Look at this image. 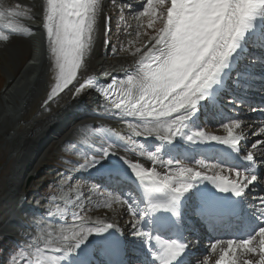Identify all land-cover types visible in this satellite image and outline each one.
<instances>
[{"label": "snow or ice", "instance_id": "snow-or-ice-1", "mask_svg": "<svg viewBox=\"0 0 264 264\" xmlns=\"http://www.w3.org/2000/svg\"><path fill=\"white\" fill-rule=\"evenodd\" d=\"M18 14L0 10V21ZM140 15L150 17L149 27L156 21L162 27L149 38L143 51L136 50L140 54L138 70L126 81L119 82V92L112 101L115 108L128 116L145 118L144 131L151 135L153 129L147 125L152 124L156 132L163 131L160 139L169 144L179 136L194 144L210 140L239 151L244 137L233 133L234 129L240 128L239 121L224 124L227 137L206 136L203 131L189 127L188 121L200 104L212 95L213 89L220 85L224 71L233 63L238 50L245 47L248 37L251 36L253 42L259 40L264 44V0H170V3L169 0H147ZM110 20L103 15L101 0H46L42 27L57 71L48 100H53L65 90L75 99L93 87V80L85 79L88 54L97 35L111 31ZM8 27L12 29L11 24ZM9 38V35L0 34V41L7 42ZM103 43L108 46L109 41L104 39ZM116 87L114 80L107 90L103 86L97 90L103 91L107 97L109 92H115ZM188 129H192L191 134ZM256 134H264V128ZM136 135H141V132L137 131ZM112 147L101 148L99 155L80 167L93 168L109 155H115L110 150ZM251 147L257 151L264 148V139L252 143ZM242 159L249 162L250 167L246 171L229 169L236 177L231 181L222 180L219 175L202 176L200 171L187 166H177L163 178L155 170L142 169L138 164H130L129 167L142 183L147 181V211L165 209L173 210L175 214L174 205L196 180L210 181L219 191L230 192L235 197L244 196L258 178L253 166L256 162L253 153L244 154ZM124 163L128 162L125 160ZM199 163L205 167L203 161ZM251 207L261 226L245 239L212 243L213 253L221 244L227 245L219 247L215 264H241V261L242 264H264V196L258 197ZM129 211L137 216L133 208L130 207ZM75 218L79 219L78 216ZM113 227L110 223L99 227L81 224V231L74 232L71 237L65 236L64 246L54 251L67 257L90 235L101 234ZM132 229L137 237L155 239L160 252L154 258L161 264H173L186 247L174 240L150 237L135 224ZM245 256L255 258L244 259ZM204 264H208L207 259Z\"/></svg>", "mask_w": 264, "mask_h": 264}, {"label": "bare ground", "instance_id": "bare-ground-1", "mask_svg": "<svg viewBox=\"0 0 264 264\" xmlns=\"http://www.w3.org/2000/svg\"><path fill=\"white\" fill-rule=\"evenodd\" d=\"M0 1L9 5V8L6 9L0 6L2 10L6 12H18L19 14L17 16L26 15V12H31L28 16L30 23H27L33 33V39L36 40L33 57L27 60L25 66L21 68L17 76H13L12 70H7L9 67L6 68L7 73L10 75L9 79H11V82L9 86L6 87L7 92H4L5 96L1 97L2 99L0 101V146L5 147V150L8 152L6 157H10L9 160H12V163L8 172L6 173L2 185L3 192L1 196L2 200H0V202L3 203L5 200L7 201L8 198H10L12 201L13 199L11 198L18 194L25 179L30 173H34L36 167L40 166L41 162H43V156L45 157V155L49 152L47 149L49 144L51 142L53 143V141L58 142L64 137L65 132L68 129H66V124L69 122L71 124L74 121L75 125L79 123H82L81 126L88 125L89 120L84 121L87 119L84 117V115L88 113L92 114L93 108L101 111L96 117L114 116L115 114H119L120 111L103 105L97 100V98H95L93 94L87 92L82 94L80 97L73 99L71 94L66 91L65 93L61 94V96L43 106L44 102H46L48 99L50 89L55 83V77L57 75L55 59L52 55L50 47L48 46L46 33L42 27L43 10L46 0ZM101 2L104 7V1L101 0ZM12 7L16 8V10L11 9ZM18 18L20 17H13L11 21L2 20L0 22H13L16 26L23 27L24 24H22ZM3 34L9 35L6 33ZM2 42L4 44L8 43V41ZM148 43L149 40L146 44ZM103 47V38L102 36L97 35L95 44L91 52L88 54V73L94 72L95 70L97 71V68L101 67L102 65H108L102 61L100 62ZM144 47L145 46H141L138 49L143 51ZM135 53L136 54L134 56L132 55L127 59L117 60L118 62L116 67L127 66L136 62L140 58V54L137 53V51ZM17 66L18 65H16V67ZM13 72H16V68ZM18 76L19 78L17 79ZM261 128L264 127L260 125L248 126L245 129V133L250 131H253V133H259ZM242 130H244V128L240 127L239 129H234L233 132H237L241 135L240 132ZM75 133L76 131H72L68 136H72ZM262 139H264V134L257 135V141ZM263 151L264 148H261L259 151L255 150L254 152L256 156H261ZM114 153L115 155L111 156L113 158H117L118 161H121V159L117 156V153L115 151ZM129 158L130 157H126V159ZM130 164L131 161L125 163L124 165L130 168ZM120 166H122V164H120ZM15 203L17 205L19 200ZM102 205L103 204H99L100 207ZM10 209L11 208H8L6 211ZM21 209L25 210L26 206L20 205L19 209H12L15 211L10 210L11 212L9 213V221L8 223H4L5 221L3 222V226L5 225V227L4 229L2 228L0 232L10 234L14 233V231L18 232V230L19 233L24 231L25 235L33 238L32 241L38 247L48 248V244L37 237V234L32 231L20 229L18 227L12 229V232L8 231L11 230L13 223H16L17 219L19 218V215L22 211ZM120 209L122 208L119 206H113V208L108 209L111 211L107 217L90 219L89 222L91 224H84V226L99 227L103 224L112 223L113 217L111 216L117 213ZM120 225V232H125L130 229L133 224L132 221L129 220L127 223H121ZM79 231H81L80 226L78 229H73L71 234L73 235L74 232ZM55 238L58 243L57 246L63 247L65 241L59 237Z\"/></svg>", "mask_w": 264, "mask_h": 264}, {"label": "rangeland", "instance_id": "rangeland-1", "mask_svg": "<svg viewBox=\"0 0 264 264\" xmlns=\"http://www.w3.org/2000/svg\"><path fill=\"white\" fill-rule=\"evenodd\" d=\"M133 2L134 0H112L111 2L106 1L107 7L104 9V14L110 7L114 8L116 11V14L114 15L112 14L113 15L112 20L115 27V29H113L114 32L113 36L115 38L114 43L112 44V49L109 53L110 54L109 59H107V57L104 56L102 57L104 61L110 64L116 63V61L119 59H127L132 55L134 56L136 54L135 52L138 49V46L142 43V41L144 39H148L149 38L148 36L150 34H151L150 36L156 34L157 27L162 26V24L159 21H156L152 24L151 27H149L148 25L150 22V17L142 16V15L140 16L139 12L137 11L133 12V6H132V4H134ZM0 6H2L5 9L9 8L8 4H4L1 1H0ZM11 9L16 10V8L13 7ZM0 10H2L1 7ZM29 13L31 12H26V15H21V16L14 15L10 18L5 19L4 21H11L13 17H20V18H24L26 21H28V23H30L28 20ZM123 21H124L123 26H120L121 22ZM11 24L14 23L12 22ZM0 34L3 33L0 32ZM30 54H31L30 46L27 43L26 38H22L20 35L14 34L13 36H11V40L8 41L7 44H4L0 41V82L2 80V85H1L2 88L0 90V101L2 99L1 97L5 96L4 92L6 90V85L8 83V80H11L8 79L7 70L8 69L12 70L13 75L17 76L21 68L26 63V61L30 58ZM100 62H101V58H100ZM16 65H18L19 67L18 66L16 67ZM15 68H16V72H13L15 71ZM19 76L17 77V79L19 78ZM93 111L99 112L96 109H93ZM90 119L95 120L96 122H98V120L99 121L102 120V119H97L96 117H92ZM110 122L113 121H108L107 123ZM115 127L120 130L122 129V126L119 123H116ZM70 131L67 132L69 133ZM252 133H248V134H252ZM77 138L81 139V136L78 135V137H75L74 140L68 143L67 145H66L67 141L64 140H60L58 143H56L55 141H53V143L51 142L52 144L50 143L49 147H47L49 152L46 155L44 153L45 157L43 156V162H41L39 167L35 168L34 173L32 174L30 173L28 178L25 179V181L21 185V189L18 192V194L13 196V198H11L13 200L11 201L10 198H8L7 201L5 200L8 203H6L5 201L3 203L0 202V205L4 204L3 206H0V230L2 228L4 229L5 225L3 226L2 223L5 220L7 221V218L9 219V213L11 211H15L12 210L15 208L12 207L14 204L16 205L15 202H18V199L17 201L15 199L18 198L20 195L21 196L25 195L27 192H29L32 189H36V192L34 194L37 196L36 202H40L42 200V197H44V199L45 198L47 199V203L44 206H41V209H44L45 211L44 212L45 220L47 217H49V221L46 220V222H48L49 227L43 228L42 230L37 232V235L40 236V238H43L44 240H47L50 243H54L55 242V238L53 237L54 232H60V233L66 232V229L69 227V223H72L74 219L67 218L65 220V225L61 223L62 224L61 227H59L60 224L56 225V221L57 220L60 221L62 212L67 208V205L70 202H73L78 198L80 191L81 193H84L86 190H89V188L80 189L82 188V186L75 184V182L69 181L71 175L76 173L77 170L75 169H78L80 167V163H81L80 161L87 160V157L79 154L80 151L82 152L84 151L86 145L83 142H80L79 146H77L76 145L77 141H75L77 140ZM74 147H77V151L75 152L73 151ZM7 154L8 152L5 150V147L0 146V200H2L1 196L3 192V187H2L3 181L12 163V160H9L10 157L9 158L6 157ZM51 158L53 159L52 161H56L58 162V164L50 165L49 162L51 161ZM69 162H71V165L67 166L66 163ZM51 173L52 174L54 173L53 178L48 175V174L51 175ZM50 181L53 184L48 185L47 182ZM55 181H57L56 185H55ZM92 197L87 196V193L84 194L83 197L80 199V201H78L75 207L72 209H74L75 212H79L83 204L84 205L87 204L86 207H88V211L87 208L85 207L86 208L84 213L85 217H91V218L107 217L111 210H108V207H98V203H100L101 200L100 197L97 196V194H92ZM52 200H56L58 201V203L56 205H53L51 204ZM28 205L32 208L31 209L32 212L28 213L31 219H25L23 221H20L19 223L20 225L26 224V226L31 229V226L32 227L34 226L32 222H35V225L39 227L38 224L42 219H40L39 216H37L39 219H36L33 215V213L36 212L37 209L36 204H30V202H28ZM46 206H48V208ZM8 208H11L10 209L11 211L10 210L6 211ZM123 210L124 209H120L117 213L113 214L111 216L113 217L112 219L116 221L119 216L121 218V214H122L123 219H121V223L122 224L127 223L129 220L127 217L125 219L124 216H126V214L123 213L124 212ZM14 226L15 223H13L11 230L8 231L12 232V229L16 227L19 228V225L15 227ZM28 231H34V230H28ZM20 233L23 234L24 236H27L25 235L24 231H21ZM57 237H60V235L57 234ZM30 239L33 240L32 237H30ZM4 242L0 241V246L1 244H4ZM27 248L28 245L23 242L20 245V254L24 253L25 255H27L29 253V249ZM10 249L11 248H7L6 250L4 245L0 247V264H11L9 260L6 261L7 259L6 255L10 251Z\"/></svg>", "mask_w": 264, "mask_h": 264}]
</instances>
